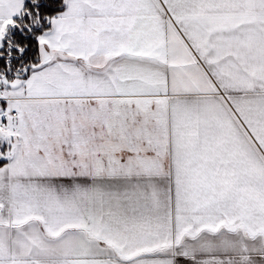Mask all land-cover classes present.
Returning a JSON list of instances; mask_svg holds the SVG:
<instances>
[{
    "label": "snow or ice",
    "instance_id": "1",
    "mask_svg": "<svg viewBox=\"0 0 264 264\" xmlns=\"http://www.w3.org/2000/svg\"><path fill=\"white\" fill-rule=\"evenodd\" d=\"M0 264H264V0H0Z\"/></svg>",
    "mask_w": 264,
    "mask_h": 264
}]
</instances>
